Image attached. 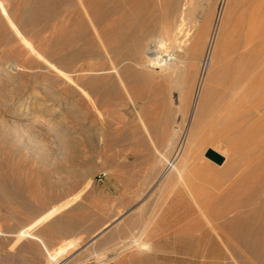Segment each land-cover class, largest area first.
<instances>
[{"label":"rangeland","instance_id":"rangeland-1","mask_svg":"<svg viewBox=\"0 0 264 264\" xmlns=\"http://www.w3.org/2000/svg\"><path fill=\"white\" fill-rule=\"evenodd\" d=\"M170 5L171 0H0V229L6 233L0 237V264H47L48 252L35 235L13 242L35 215L70 197L73 204L60 216L73 228L43 238L52 249L80 239L81 259L72 264H264V134L254 157H236L233 175L201 185L197 203L181 186L151 192L165 161L174 159L173 133L187 126L194 92L186 88L182 94V86L172 84L176 78L164 80L160 68L143 73L131 50L138 38L143 59L159 39L167 41L165 53L174 50L172 38L157 30L174 20L165 16ZM181 47L180 67L191 69ZM12 61L20 68L8 76L4 68ZM217 86L218 113L231 85L222 79ZM34 92L44 122L35 105H20ZM240 100L248 103L244 94ZM26 112L37 124L33 137L20 136L13 125ZM207 148L202 159L223 168L209 161ZM131 208L128 225L125 217L83 247ZM255 227L261 231L246 237ZM141 234L149 252L119 247Z\"/></svg>","mask_w":264,"mask_h":264},{"label":"bare ground","instance_id":"bare-ground-1","mask_svg":"<svg viewBox=\"0 0 264 264\" xmlns=\"http://www.w3.org/2000/svg\"><path fill=\"white\" fill-rule=\"evenodd\" d=\"M171 15H173L172 17H174V20L172 22L170 21L171 23L168 22L169 24L164 23L160 29L157 30H159V32L163 31L165 35L167 34V37L169 36V38H172L174 42L170 41L173 44L175 43L174 50L171 51V53L166 50L165 53L164 50L167 49V41L159 39L154 42L153 48L149 45L147 49L148 52H146L145 58L143 59L144 56L142 57L141 54L143 39L138 38L134 41V49L131 50V55L138 59L136 64L140 65L143 73H155L156 69L160 68L162 69L160 76H162L164 80L167 78H169V80H171L170 78H176L171 82L172 84L177 83L182 86L180 87L182 90L179 88L182 94H185L184 92L187 91L186 88H188L190 92H194L192 103L190 104L189 119L187 118V126H184L185 128L182 130L177 129L178 131L173 133L174 142L176 141L174 146L172 145V149H174V159L173 161H165V168L160 172L158 177L155 178L156 180L151 184L152 186L150 185V189L152 192V189L155 187H159V190H163L172 186H181L197 203V199L200 195L204 194L200 192V190H202L201 185H204V182L208 183L210 180L213 181L218 175L225 178V175H228L229 172H231L229 174L233 175L232 172L239 169L236 160L238 158L237 156L243 155L248 159L249 157H254L253 147L255 149H262L264 144L263 138L259 139L263 144L257 140L259 135L264 134V0H171V5L169 9H167L165 16L169 18ZM240 20H242V25L240 24ZM241 26H243V29ZM151 28L152 27H150V29ZM239 29L240 31L242 29L244 32L239 33ZM157 30L155 29V31ZM238 33L241 35L240 37H237L239 36ZM235 35L238 39H235ZM181 44L185 46L184 49L186 50H183V52L186 51V57H189L193 64L191 69L189 68L191 64L190 66H188L189 64L187 65L189 70L187 67H180V64L184 63V60H179L177 56V52L182 50L180 49L182 48ZM200 58H202V61L198 66ZM18 66L19 65L13 62L9 67H6L9 70L3 67L4 73L8 76L15 75V73L19 71L18 68L20 67ZM134 74H136V72ZM222 79L227 84H230L231 88L228 93L229 100L227 99V102L225 101L221 104L220 110L217 113L216 110L219 108L217 101L222 92L217 85ZM172 84L170 85L171 88L169 87L171 90L176 86ZM161 88H163V86H161ZM182 94L181 96L183 97ZM243 94L248 103H242L240 100ZM21 97L22 95H19L16 98V100H18L17 103H21ZM39 98L40 96L38 93L34 92L31 94L30 99H25L20 105L25 106L28 105V103H30L31 106L35 105V109L38 108V114L42 113L41 119L44 122L45 118H47L43 115L44 107L40 101L35 103ZM252 98L256 99L255 102H250ZM215 112L218 114V116H216L217 118L214 117ZM21 119L22 121L20 122L22 123H17V125L15 124L16 122H13L14 127L21 132L20 136H31L30 134L34 133V131L36 133L35 125L37 124H34L36 121L33 120L34 122H29L28 112L22 115L20 120ZM37 119L38 118H36V120ZM184 122L186 123L185 119ZM52 135L56 141L59 140L56 133ZM170 144L171 142L169 140L167 145L169 146ZM209 146L214 147L216 152L225 157L223 168H213L207 163L208 160L204 161L202 159L204 155L203 152ZM243 156L241 157L242 159H244ZM230 158L233 159L230 160ZM262 159L261 156L260 160ZM258 161V164L261 163ZM258 164H254L255 167H260V164ZM262 164L264 165V161ZM254 165L252 166L254 167ZM263 165L262 167L264 169ZM5 190L8 191L9 189ZM205 190L207 191V187ZM9 191L7 193H9ZM160 192H164V190ZM147 197L148 195L143 198V202H145ZM8 198H10V194ZM72 204L73 198L70 197L49 212H43L38 216L35 215V220L17 235L13 243L17 244L24 237L33 234L39 239L48 252L47 264H72L73 261V263L79 262L81 259L78 257L80 239L75 238V240L68 242L60 248L52 249L48 244L49 241L47 243L45 238H43L48 232L54 236L60 233H66V231H70V229L73 228L72 224L62 221L60 216L62 210ZM138 207V211L141 213L142 205ZM26 208L27 207H25V209ZM33 210L29 211L32 212ZM132 210L133 208L128 209V213L125 214V216L106 226V228L93 236L83 247H89L110 227L124 220L125 217H128L127 220L125 219L128 225L131 222L130 217L132 216L129 217V213L131 214ZM35 211L33 212L35 213ZM200 211L203 213V210ZM25 213H27V209L24 214ZM260 231V229L255 227L246 237H252ZM5 236L6 233L0 229V237ZM142 236L143 234L134 236L133 238L130 237L131 239L128 237L129 241H123L122 244L120 243L119 247H122L123 252L133 247H136L141 252H149L151 250V245ZM51 243L52 242H50V245H52Z\"/></svg>","mask_w":264,"mask_h":264},{"label":"water","instance_id":"water-1","mask_svg":"<svg viewBox=\"0 0 264 264\" xmlns=\"http://www.w3.org/2000/svg\"><path fill=\"white\" fill-rule=\"evenodd\" d=\"M205 156L217 165H222L225 162V157L213 149H208Z\"/></svg>","mask_w":264,"mask_h":264},{"label":"built area","instance_id":"built-area-1","mask_svg":"<svg viewBox=\"0 0 264 264\" xmlns=\"http://www.w3.org/2000/svg\"><path fill=\"white\" fill-rule=\"evenodd\" d=\"M153 46H154V43L151 44V48H153Z\"/></svg>","mask_w":264,"mask_h":264}]
</instances>
